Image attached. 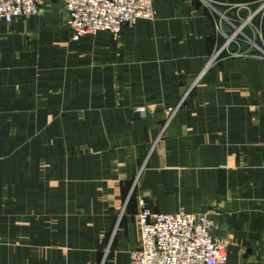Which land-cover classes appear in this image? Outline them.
<instances>
[{
    "label": "crops",
    "instance_id": "1",
    "mask_svg": "<svg viewBox=\"0 0 264 264\" xmlns=\"http://www.w3.org/2000/svg\"><path fill=\"white\" fill-rule=\"evenodd\" d=\"M208 1L259 0H153L78 39L60 0L0 20V264H132L140 198L209 210L225 264H264V11L261 49L206 65Z\"/></svg>",
    "mask_w": 264,
    "mask_h": 264
},
{
    "label": "built area",
    "instance_id": "2",
    "mask_svg": "<svg viewBox=\"0 0 264 264\" xmlns=\"http://www.w3.org/2000/svg\"><path fill=\"white\" fill-rule=\"evenodd\" d=\"M71 37L94 35L108 31L117 35L123 25H132L138 19L155 15L153 0H60ZM44 0H0V20L10 22L16 17L36 14ZM207 5L215 17V34L222 41L211 53L207 64L224 52L228 56L243 53L241 41L248 49H261L255 39L261 38L260 19L264 0L250 7L247 2L225 4L223 9ZM232 9L229 13L226 11ZM244 10L242 14L240 11ZM257 16V21L254 18ZM247 28L250 34L244 32ZM233 46V47H232ZM137 110L145 113L144 107ZM138 244L130 251L132 264H225L226 243L212 233L210 211L154 212L139 199Z\"/></svg>",
    "mask_w": 264,
    "mask_h": 264
},
{
    "label": "rangeland",
    "instance_id": "3",
    "mask_svg": "<svg viewBox=\"0 0 264 264\" xmlns=\"http://www.w3.org/2000/svg\"><path fill=\"white\" fill-rule=\"evenodd\" d=\"M256 18H257V16L254 18V21L256 20ZM244 32L247 34H250V31L247 28L244 29ZM255 42L257 43V45H259L261 47V45L258 43L259 42L258 38L255 39ZM241 44L242 45H240V47H242V46L245 48L248 47V43H246V42L241 41ZM249 50H256L257 51L259 49H257L256 47H251V48H249Z\"/></svg>",
    "mask_w": 264,
    "mask_h": 264
}]
</instances>
